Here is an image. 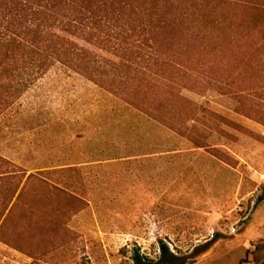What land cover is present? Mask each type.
<instances>
[{
  "label": "rangeland",
  "instance_id": "rangeland-1",
  "mask_svg": "<svg viewBox=\"0 0 264 264\" xmlns=\"http://www.w3.org/2000/svg\"><path fill=\"white\" fill-rule=\"evenodd\" d=\"M223 1L227 33L243 27L252 47L199 89L157 68L112 94L70 66L14 67L0 158L18 184L0 187V264H264V26L245 25L264 0Z\"/></svg>",
  "mask_w": 264,
  "mask_h": 264
},
{
  "label": "trees",
  "instance_id": "trees-1",
  "mask_svg": "<svg viewBox=\"0 0 264 264\" xmlns=\"http://www.w3.org/2000/svg\"><path fill=\"white\" fill-rule=\"evenodd\" d=\"M210 1L0 0V106L5 94L17 92L7 82L21 75L14 69L20 66L23 72L28 70L26 78L41 75L55 63L70 66L112 94L136 92L148 82V75L157 74L156 68L164 81H187L198 89L210 85L219 77L218 70L230 62L229 53L234 56L252 47L244 42L249 35L241 32L243 27L227 33L231 23L226 26L227 19L219 20L233 3L213 0L216 7L204 14L213 5ZM246 23L251 30L259 29L264 19ZM257 37L261 40L257 53H264V30ZM85 45L112 51L115 60L100 59ZM263 53L258 61H264ZM169 90L164 93L173 96V87ZM3 167L13 172L0 171V187L16 190L15 167L0 158V170ZM258 202H264V187ZM159 249L163 258L169 255L164 245Z\"/></svg>",
  "mask_w": 264,
  "mask_h": 264
}]
</instances>
